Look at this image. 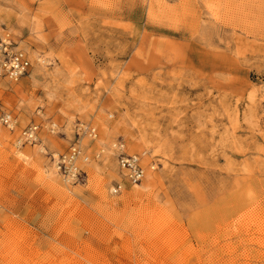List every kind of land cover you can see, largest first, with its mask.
I'll use <instances>...</instances> for the list:
<instances>
[{
	"label": "rangeland",
	"instance_id": "374dc122",
	"mask_svg": "<svg viewBox=\"0 0 264 264\" xmlns=\"http://www.w3.org/2000/svg\"><path fill=\"white\" fill-rule=\"evenodd\" d=\"M1 41L0 264H264V0H0Z\"/></svg>",
	"mask_w": 264,
	"mask_h": 264
},
{
	"label": "built area",
	"instance_id": "2783aa9c",
	"mask_svg": "<svg viewBox=\"0 0 264 264\" xmlns=\"http://www.w3.org/2000/svg\"><path fill=\"white\" fill-rule=\"evenodd\" d=\"M32 69L31 59L27 52L14 46L9 41L0 42V77L10 81H19L30 75ZM17 118L0 107V124L10 131L17 127ZM39 126H31L21 133V141L34 144L38 141ZM91 139L97 138L96 129H87L83 134ZM115 149L118 153V166L123 177L132 185H140L146 178V169L143 165V155H129L123 143H117ZM81 147L78 143L71 145L69 150L55 159L58 173L67 181L78 183L85 181L87 174L80 168ZM84 161H88L87 158ZM2 207L0 205V214ZM1 237V227H0Z\"/></svg>",
	"mask_w": 264,
	"mask_h": 264
}]
</instances>
